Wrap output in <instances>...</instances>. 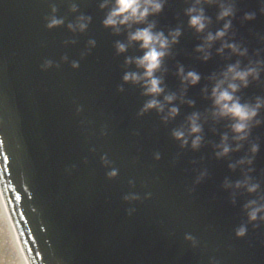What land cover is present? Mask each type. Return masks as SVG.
<instances>
[{
  "label": "water",
  "instance_id": "1",
  "mask_svg": "<svg viewBox=\"0 0 264 264\" xmlns=\"http://www.w3.org/2000/svg\"><path fill=\"white\" fill-rule=\"evenodd\" d=\"M230 6L232 7L233 13L235 15L227 18L231 21L232 25L229 28L225 38H228L227 40L232 42V39L235 41L240 35L243 34L242 39L247 43V45H241L243 49L240 47L239 48L241 50H247V52L244 56L233 55V59L234 63L239 61L241 68L248 67L250 66V64L251 66L258 67V79L252 80L251 77L249 78V81L252 84L251 90L256 92L259 91L258 85H260L261 82H263L262 80L264 79V0H231ZM244 14H253L254 18L251 20H246V22L242 24V29H237L236 35L235 29L238 27L240 18ZM47 15H50V13L47 12ZM36 18H39V15H37ZM257 24L263 25V29L257 31L255 26ZM43 25L44 23L41 24V26ZM144 26L145 25H136V27ZM157 30L158 29L155 24L154 31ZM169 32L170 29L168 28L167 35ZM182 32L186 33L184 28L182 29ZM108 36V33H105L103 37L100 38V42L103 44ZM216 48H219V46ZM184 52L185 49H183V44L178 38L177 42L170 47L169 54L163 58L162 63H164L165 71L169 70L168 75L170 76V71H172L173 73L174 71H177L178 67L182 66L185 72L193 71L198 73L200 76L199 82L194 86H183L181 85V82H178L175 79L171 78L168 81H165L163 80L164 78H161V86L165 87L168 94L176 95L177 99L173 101L172 104H170V107H177V117L180 124L185 126L187 129V118L194 112L199 113L201 117L200 123L202 125V131L200 134L202 137H206L207 135H211L215 131L222 129L223 120H213L210 115L211 111L209 112L206 109H203L205 103H203L202 86H204L205 88L207 87L208 89H210V86H208L205 79L202 78L203 76L197 70V66L189 62L186 53ZM195 55L197 54L195 53ZM217 60L219 63L217 64L216 70L219 71V69L222 67V58L217 57ZM257 62H259L258 65ZM224 69L225 68H223V70ZM157 76L159 77L160 73H157ZM253 96H256V93H253ZM188 101H191L192 104L189 105L187 103ZM208 104L212 110L211 101L209 99ZM175 124L176 126H178V129H181V125H177V123ZM156 125L157 127H160L162 125L165 127H173L174 123L170 122L168 124H165L160 122ZM204 127L205 129L203 130ZM148 130L149 134L155 136L156 138L153 139L150 136L146 138H139L140 136L137 135L128 136L118 131H111V136L109 137V139L111 140L110 142L113 141L119 144L118 150L122 149L121 153H123L124 151H127L128 153V151H130L127 154L129 155L127 161H129L132 165L135 164L138 167L139 163H142L145 168L150 169L152 161L156 160L155 168H153L152 171H148V173L151 175L150 179H154L156 180V182L168 181L171 184V187L169 188L170 190L178 187L176 191L173 192L177 196L173 197L170 193L166 197H160L158 199L149 198L145 200L141 195L133 194L126 185H117V192L116 195H114L118 197V202L116 204H118L117 208L119 212L117 213L116 211V216H118L119 218L120 227L124 229V226H126L127 229L125 231L128 234V237L125 239V244L123 246L127 251L133 252L136 255V258H138L135 259L136 262L123 260L117 261H119L118 264H178V262L179 264H187L184 248H187L188 251H190V248L196 249L197 247L205 250L208 246H206L204 240H202V242L193 240L192 243H183V241L179 239L180 235L175 230V227L170 224V220L176 221V219H179V217L181 216L182 219L185 220L189 210H192L193 208L195 210L189 212L192 213L190 216H192L193 218L195 217V220H198L201 225H207L211 223L209 219L210 214H207V217L204 219H200V217L198 216L200 210L203 208V203L208 202V198L206 196L209 193V188L208 184H206L204 181L207 180V178L199 176L196 178V181L193 185L189 183V179L184 178L186 169L189 166L190 169L196 171L195 173H202L203 169H200L202 168L201 159H190L188 163L189 165H187V159L189 158L188 148L184 149L183 147L179 146V148L173 149L169 146L166 140L157 139L155 126H150ZM75 139L76 140L72 141L74 143L81 144L79 145V148H82L84 146L87 148L89 147V145L96 146L102 140L101 136L98 134L82 139L76 137ZM164 155H169V158L174 159L173 164L175 165V169L173 172H171V176H168L169 174H164V171L161 168ZM239 158L240 155H238L237 161L239 160ZM120 164L122 163H119V165ZM237 166L238 164L236 162V167ZM238 173L239 175H241L242 172L238 171ZM178 174H180L179 179L176 178ZM212 179L214 180V176H212ZM184 182L185 187H187V189L189 190V194L188 197L185 198L186 203L184 204L186 206L181 210L182 213L179 214V207L183 203L182 187L184 185ZM107 183L108 182H106V180L100 181L97 186H95V189H93V193L100 196V201H102V203L106 202L109 205H112L113 201L115 203V197L113 196V194H111L109 197H106L103 192L105 191L107 193H110V188L108 187ZM190 190L192 192H190ZM81 191L82 188L78 189L79 193ZM170 197H172L176 201L174 209H172ZM209 197L212 196L209 195ZM125 198L128 199L124 200ZM128 202H130L131 205H128ZM122 208H124V212ZM129 208L133 209L135 212V214H132L131 219L124 214L127 213ZM95 209V206L91 207L92 211H94ZM89 210L90 207H88L87 211ZM129 212L133 211L130 210ZM82 229L83 228L81 227V231ZM140 234H142L146 239L143 241L145 243L150 244L155 240L158 242V244L156 245L157 250L155 253H152L151 251L145 252L141 248H136V246H133V244L130 243V240L136 239L135 236L138 237ZM188 243H190L191 246ZM220 243L221 241L219 240V238L215 237V240L213 241V244L211 246V251L213 252L214 256H217L220 253ZM117 244H119V241H117L114 245ZM114 245L107 244L106 242L105 249L109 251L111 250V246ZM129 246H133L132 249H128ZM170 259L172 260V262H169ZM110 264H115L114 260H112Z\"/></svg>",
  "mask_w": 264,
  "mask_h": 264
},
{
  "label": "clouds",
  "instance_id": "2",
  "mask_svg": "<svg viewBox=\"0 0 264 264\" xmlns=\"http://www.w3.org/2000/svg\"><path fill=\"white\" fill-rule=\"evenodd\" d=\"M214 4L218 3V0H194L193 5L186 9V15L188 16V26L192 28L196 33L204 32L209 21V18L205 16L203 8L200 4ZM111 8L108 11L103 25L105 27H111L114 32L119 33L121 28L128 30V42L137 43L139 49L143 51V55L133 60H126V63H134L138 69H142L141 73L131 72L125 73L123 80L125 82L131 81L133 83H140L144 89V95L152 97L144 105L143 110L156 109L158 112L164 111L166 104H172L177 99L175 94H168L163 96V102L156 99L163 92L164 88L161 87L162 79L155 75V73L161 68L163 58L169 54L170 47L177 42L180 36V30L175 29L168 33L167 36L163 32L154 31V22H146L150 15L158 14L164 4V0H111ZM108 5V0L100 5L104 8ZM220 11L217 15V20H225L222 28L217 30L214 34L208 32L201 42L197 46L195 51L202 53L201 59L207 61L210 58L209 49L216 41H221L220 47L216 49L217 54H222L225 49L229 50L233 55L244 56L246 50H241L238 45L233 43L224 42L230 26L231 21L226 19L233 15V9L231 6H225L219 4ZM74 10V9H73ZM53 11H55L53 9ZM254 18L253 14H245L244 19L251 20ZM80 21H86L87 18L79 17ZM62 21L58 19H51L48 27H54L61 24ZM136 25H145L144 27H135ZM86 22L78 23L77 27L80 31L86 28ZM70 29L73 25L68 26ZM117 52L122 53L126 50V45L117 43ZM259 62H257V65ZM75 66V65H74ZM176 75L179 77L181 85L194 86L199 80L198 73L193 71L185 72L182 66L177 68ZM256 80L259 77L258 67L248 66L245 68L240 67L239 61L226 66V68L217 74H213L209 77L212 82V87L202 89L207 93V98L211 101L212 111L210 113L213 120L226 119L229 121V130L232 133V141L235 142V148H231L228 144V134L225 133L221 136L220 144L216 147L219 151L216 152L217 158L226 156L230 151H238L241 147L240 142L247 139L250 128L253 125L254 118L257 116L261 107H264V100L257 98L255 103H242L240 97L237 95L241 88H246L249 84V78ZM189 105L191 101L187 102ZM178 109L173 106L168 109L165 119L173 118L177 115ZM200 114L192 113L187 118V134L192 136L191 147L196 149L199 147L202 136V125L200 123ZM259 120H255V124H259ZM173 137L181 141V145L188 143L183 130H176L172 133ZM257 151V146L252 145L250 152L254 156ZM252 163L251 158H242L237 161V164L250 165ZM230 168L235 165H229ZM249 171L251 169L249 168ZM115 173H111L114 175ZM236 188H245V190L251 194L258 190V185L250 183V179L246 176L243 181H237L234 185ZM247 210V216L249 222H253L257 219L259 213L264 212V204L257 206L255 200L249 201L245 206ZM260 219L264 220V216H260ZM246 234V229L240 227L235 235L240 238ZM0 254L3 256V264H6L7 254L4 250L0 249Z\"/></svg>",
  "mask_w": 264,
  "mask_h": 264
},
{
  "label": "bare ground",
  "instance_id": "3",
  "mask_svg": "<svg viewBox=\"0 0 264 264\" xmlns=\"http://www.w3.org/2000/svg\"><path fill=\"white\" fill-rule=\"evenodd\" d=\"M0 197V249L4 250L7 254L6 264H21V255L17 248V243L14 245L15 238H13V230L11 227V221L9 220L8 213L2 208ZM12 252L16 255L17 260L12 255ZM0 264H3V256L0 254Z\"/></svg>",
  "mask_w": 264,
  "mask_h": 264
}]
</instances>
